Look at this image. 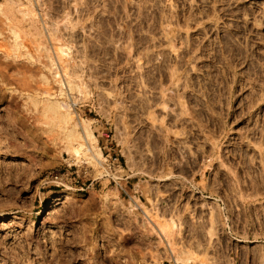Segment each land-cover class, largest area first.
Here are the masks:
<instances>
[{
    "label": "rangeland",
    "instance_id": "obj_1",
    "mask_svg": "<svg viewBox=\"0 0 264 264\" xmlns=\"http://www.w3.org/2000/svg\"><path fill=\"white\" fill-rule=\"evenodd\" d=\"M57 170L65 185L47 182ZM50 192L66 196L55 213ZM132 198L154 225L127 212ZM178 252L264 264V0H0V264H174Z\"/></svg>",
    "mask_w": 264,
    "mask_h": 264
},
{
    "label": "bare ground",
    "instance_id": "obj_2",
    "mask_svg": "<svg viewBox=\"0 0 264 264\" xmlns=\"http://www.w3.org/2000/svg\"><path fill=\"white\" fill-rule=\"evenodd\" d=\"M38 16H39V18H40V20H42L43 21V26H44V28L46 27V21H45V19L43 18V15H40L39 13H38ZM71 21V27L73 28V27H75V25H74V20H70ZM51 33H53L54 35H55V33H56V31L55 30H51ZM60 50H61V53H64V50H63V48H60ZM41 53H42V51H40ZM41 53H40V59H38L39 61H40V63H44V60H43V57H44V54L42 53V55H41ZM41 68H42V66H40ZM57 70H54V76L55 77H60V78H58L57 80H58V82L60 83V85H62V86H64L65 87V89L67 88V84H66V82H65V80H64V78H63V75H64V73H62L61 72V70L60 69H58V68H56ZM66 74L68 75L69 74V72H66ZM65 74V75H66ZM73 79V78H72ZM43 80V79H42ZM40 82H42V81H40ZM44 82V81H43ZM68 83H69V86H70V88H71V90H75L76 88H75V83H74V81L73 80H69L68 81ZM40 84H42V83H40ZM77 86V85H76ZM61 89H62V91H64V88H62L61 87ZM44 90V89H43ZM44 91H47V90H44ZM66 91V90H65ZM48 92V91H47ZM61 93V92H60ZM65 93V92H64ZM63 92H62V95L64 94ZM66 94V93H65ZM70 102V101H69ZM69 102H65L64 100L63 101H60L59 102V106L60 107H62V108H64V109H66L67 111H68V113L69 114H73V113H75V109H74V104L76 103V100H74L73 102H75V103H69ZM102 108V107H101ZM100 108V109H101ZM102 113H104V110H100ZM83 119V120H82ZM81 120H79V121H77L76 122V125L77 126H80V127H82L83 126V128H85V130H84V134L85 135H83L82 134V136H83V139L85 140V142H86V144L87 143H89V141L88 140H92V139H94L93 137V134H92V131H91V129H90V125H89V123H87V119H85V118H82ZM89 121H90V119H89ZM24 128H26L25 129V132H24V134L27 132L28 133V131L30 130V129H32V130H34L35 129V131H36V133L38 134V131H40L41 130V127H39V126H35V127H32L30 124H28V122H27V124L24 126ZM75 131V130H74ZM77 134L75 133V132H73V135H72V137H73V139H74V137L76 136ZM77 137V136H76ZM116 137H117V139H118V141H121V136H120V131H119V129H116ZM39 138H40V136H39ZM72 139V138H71ZM73 139H72V143L76 140V139H74V141H73ZM74 143H76V142H74ZM73 143V144H74ZM90 144V143H89ZM28 145H29V143L28 142H26L25 144H24V147H28ZM78 145V144H77ZM76 144H74V145H72L73 147H75L74 148V150H75V152H76V154L78 155L81 151H83V149L85 148L86 149V151L88 150V151H93V153H94V146H93V149H92V147H86V145H85V147H83V145L82 144H80L79 146H77ZM81 145H82V147H81ZM71 146V147H72ZM82 149V150H81ZM81 150V151H80ZM100 151V150H99ZM97 152L96 154H94V158L93 159H95L99 164H101V166L103 165V155H102V153L101 152ZM81 154V153H80ZM125 155H126V164H127V167L130 169V170H132V171H134L135 172V174H143V175H150V172L148 171V170H146L145 168H141V167H138L137 166V164L135 163V160H134V157H133V155H132V153H125ZM96 162V163H97ZM88 163V162H87ZM58 180H56L57 182H59V183H61L62 185H65L64 184V179H62V178H60V177H58L57 178ZM67 189H70V188H67ZM64 193V192H63ZM48 198H51V199H54V204H53V206L52 207H54V209H53V211L52 212H50V213H55V212H58L60 209H61V207H62V202H63V199L64 198H66V196L64 195V194H62V192H50L49 194H48ZM67 198L69 199V197L67 196ZM151 202H152V204H153V206L155 207H157V205H158V203H156L155 201H153V200H151ZM130 206H128V207H126V209H127V212L129 213V214H132L135 210H139V209H143L142 211H143V213H144V215H145V220L147 219V221H149L150 222V225H151V223H152V218L150 217V213L152 212L151 210L152 209H150L148 206H146L145 204H143L142 202H140L139 201V199L138 198H132V201H131V203L129 204ZM210 207V210H211V212H212V222H213V226L212 227H214L213 228V230H217L218 229V223H219V220H218V209H219V207H221L219 204H216V205H214V206H209ZM125 208V207H124ZM160 208V207H159ZM166 209V208H165ZM160 209H158V211H159ZM165 212V211H164ZM161 213H163V212H161ZM178 218H180V216L179 217H174V218H168L169 220L168 221H170V224L168 223V225L170 226H172V228H173V230H175V229H179V228H182V227H180V225L181 226H183L182 224H181V222L179 221V219ZM137 219V218H136ZM161 224V223H160ZM160 224L158 225V226H160ZM163 224V223H162ZM152 225H154V224H152ZM151 225V226H152ZM166 225V224H165ZM168 226V227H169ZM167 227V228H168ZM232 227V226H231ZM154 228L156 229V231L160 234V236H161V238H163L164 239V236H167V234H166V228H165V226H161V229H159L160 227H157L156 228V226H154ZM231 229H233V228H231ZM181 230V229H180ZM212 230V229H211ZM165 234V235H164ZM239 241H244V240H241V239H239ZM245 241H247V240H245ZM257 242L258 240L257 239H254V240H251L250 242ZM248 242H249V240H248ZM169 248H171L170 246H169ZM171 250H172V248H171ZM174 250V249H173ZM172 250V253H174L175 251H173ZM169 253H170V251H169ZM171 253V254H172ZM170 254V255H171ZM255 254H256V257H257V259L259 260V262L260 263H262V259H263V255H262V250H257L256 252H255ZM171 256H173V260L175 261V263L174 264H192L191 263V261H190V259H192L191 258V256L188 254V252L186 253V252H178L177 254H172Z\"/></svg>",
    "mask_w": 264,
    "mask_h": 264
},
{
    "label": "built area",
    "instance_id": "obj_3",
    "mask_svg": "<svg viewBox=\"0 0 264 264\" xmlns=\"http://www.w3.org/2000/svg\"><path fill=\"white\" fill-rule=\"evenodd\" d=\"M64 174H62L59 170H57L56 172H50L49 175H47V182L50 183L52 181L58 183L56 180H58L57 178L60 177L63 179ZM61 185V183H59Z\"/></svg>",
    "mask_w": 264,
    "mask_h": 264
},
{
    "label": "crops",
    "instance_id": "obj_4",
    "mask_svg": "<svg viewBox=\"0 0 264 264\" xmlns=\"http://www.w3.org/2000/svg\"><path fill=\"white\" fill-rule=\"evenodd\" d=\"M230 231H231V230H230ZM227 233H229L230 235L234 234L232 231H231V232L228 231ZM231 233H232V234H231ZM238 240H239V239H238Z\"/></svg>",
    "mask_w": 264,
    "mask_h": 264
}]
</instances>
